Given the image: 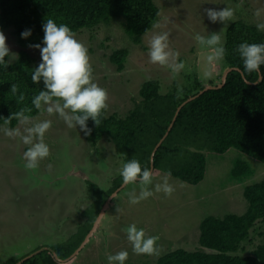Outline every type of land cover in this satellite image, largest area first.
I'll use <instances>...</instances> for the list:
<instances>
[{
  "label": "rangeland",
  "instance_id": "374dc122",
  "mask_svg": "<svg viewBox=\"0 0 264 264\" xmlns=\"http://www.w3.org/2000/svg\"><path fill=\"white\" fill-rule=\"evenodd\" d=\"M155 2L160 9V21L143 37V44L139 46L124 36V31L117 25L75 34V38L88 48L94 82L108 92L106 117L116 114L120 119L126 118L140 103L139 90L150 79L159 80L165 92L190 84L195 77L207 86L211 82L219 85L227 68L220 61L211 69V76L205 75L209 70L206 57L210 51L198 43L197 34L207 37L216 32L224 43L226 30L234 22L264 24V0ZM224 7L233 10V17L224 24L211 23L205 9ZM161 31L169 33L170 48L179 52V59L185 64L184 70L176 76L167 67L149 62L148 41ZM15 41L12 37L9 46L12 56L17 52ZM122 48L129 51V56L125 70L117 72L109 56ZM27 52L36 62H41L39 50L32 48ZM34 119L53 121L43 138L49 145L50 154L36 169L24 167L23 153L28 146L19 136H6L4 129L7 127H0V264L12 257L27 256L39 246L55 248L69 240L86 221L84 212L95 199L86 181L109 190L115 180H121L118 169L126 161L108 138L93 146L83 132L69 129L58 115L49 116L41 111ZM24 127L19 123L16 128L23 133ZM235 155L238 157L239 154L229 152L224 156L228 158H224L225 161L213 155L207 157L206 177L198 186H189L171 177L169 182L175 189L171 196L155 192V184L165 175L162 171L154 176L150 186L153 196L138 204L129 203L128 193L139 194L141 186L127 185L112 201L90 242L68 263L107 264L108 254L127 250L126 264H156L160 257L171 251L202 250L198 242L201 221L207 216L244 215L248 209L243 197L244 188L264 178V165L243 157L252 166L253 175L234 179ZM131 223L143 228L146 236L158 237L155 254L138 255L132 251L124 231ZM263 243L264 225L258 224L244 244L245 251L238 254L250 255Z\"/></svg>",
  "mask_w": 264,
  "mask_h": 264
},
{
  "label": "trees",
  "instance_id": "16d2710c",
  "mask_svg": "<svg viewBox=\"0 0 264 264\" xmlns=\"http://www.w3.org/2000/svg\"><path fill=\"white\" fill-rule=\"evenodd\" d=\"M48 18L67 24L74 34L117 25L124 36L139 46L160 21V9L155 0H0V31L8 47L15 37L17 49L14 57L10 51L5 64L0 66V127L16 128L20 122L9 118L22 107H32V97L43 88L42 82L36 85L31 81V73L40 62L27 50L32 49L30 45L41 43L42 24ZM256 26L239 20L226 30L223 66L237 70L229 73L222 88L199 95L207 85L190 76V84L165 92L159 80L150 79L139 90L140 103L126 118L120 119L116 114L106 117L104 110L99 126L90 119L88 126L92 132L86 140L96 146L108 138L126 161L138 159L142 166L153 170L154 176L160 171L171 172L172 178L189 186L204 181L210 155L225 161V155L237 152L232 176L237 180L252 176V166L243 157L264 165V82H252L254 75L248 77V83L244 82L243 63L235 49L242 42L264 43V31H258ZM25 29H31L32 35L22 39ZM128 56L127 49H117L109 60L117 72H123ZM12 85H17V94L11 91ZM208 86L217 87L212 82ZM20 93L25 96L22 103L17 102ZM41 111L33 108L31 116L34 118ZM118 180L109 190L86 181L95 199L84 212L86 221L77 233L64 244L51 248L53 252L45 250L21 264L71 263L74 258L64 263L57 257L67 260L81 246L109 198L122 186V179ZM243 197L248 203L244 215L207 216L201 221L198 242L202 250L171 251L156 264H264V243L250 255L238 254L245 251L244 244L256 226L264 225V178L246 186ZM44 247L35 248L27 256ZM27 256L12 257L5 264H18Z\"/></svg>",
  "mask_w": 264,
  "mask_h": 264
},
{
  "label": "clouds",
  "instance_id": "9594fccd",
  "mask_svg": "<svg viewBox=\"0 0 264 264\" xmlns=\"http://www.w3.org/2000/svg\"><path fill=\"white\" fill-rule=\"evenodd\" d=\"M205 12L208 20L213 24L217 22L224 24L234 15L229 7L219 10L209 8L205 9ZM256 27L258 31H264V24H258ZM42 31L44 36L41 43L30 47L39 50L41 61L31 73V81L36 85L42 82L43 88L32 97V107H22L14 117L9 118V120L15 118L24 125V132L21 133L19 128L4 129L6 136L9 138L19 136L22 143L28 146L23 153L26 169H36L40 161L50 154L49 145L43 142V138L52 127L53 121L34 119L31 116L33 108L37 111L42 110L49 116L58 115L69 129H79L87 136L92 132L88 121L91 119L95 126H99L100 117L107 108L108 101L107 90L94 82L88 48L75 38L72 29L65 23L58 24L54 19L48 18L42 24ZM31 35V29L21 32L22 39H27ZM196 40L210 51L206 57L209 70L205 75L211 76V69L215 64L225 59L224 43L216 32L207 37L197 34ZM168 41L167 31L153 34L148 41L147 56L151 64L167 67L173 76H176L184 70L185 64L179 59V52L170 48ZM235 52L243 63L241 75L244 82L248 83L250 81L248 77L251 75L255 77L252 82L256 84L264 82V71L261 70L264 68V43L242 42L236 47ZM9 56L6 37L0 31V66L5 64V58ZM11 91L17 94V85H12ZM24 99V94L20 93L17 102L22 103ZM5 122L7 123L8 120ZM118 173L122 179V187L129 184L141 186L139 194L135 191L128 193L130 204H138L153 196L154 192L150 186L153 184L154 172L147 165L142 166L138 159L125 161L118 169ZM170 177L171 172L163 175L160 182L155 184V192H163L165 196H171L175 189L169 182ZM124 231L134 253L153 255L158 251V237L146 236L144 229L138 228L135 223L129 224ZM128 257L127 250L108 254L107 264H126Z\"/></svg>",
  "mask_w": 264,
  "mask_h": 264
},
{
  "label": "water",
  "instance_id": "95a60500",
  "mask_svg": "<svg viewBox=\"0 0 264 264\" xmlns=\"http://www.w3.org/2000/svg\"><path fill=\"white\" fill-rule=\"evenodd\" d=\"M234 70H237V69H234V68H227L226 71L224 72V75H223V78H222V82L221 84H219L217 87L215 86H205L204 90L202 92L199 93V95H202L204 91H209V90H215V89H220L222 88L225 83H226V80H227V77L229 75L230 72L234 71ZM197 97V96H196ZM195 97L193 98H190L189 100H187L185 103L191 101L192 99H194ZM184 103V104H185ZM183 104V105H184ZM125 187H120L114 194H115V198L118 196V194L121 192L122 189H124ZM114 194L109 198V200L107 201V203L105 204L102 212L100 213L99 217L97 218L91 232L88 234L87 238L84 240V242L81 244V246L77 249V251L70 257L68 258L67 260H60L58 259L57 257V260L61 261V262H68L69 260L77 257L80 252L86 247V245L90 242V239L92 238V236L94 235V233L97 231V228L99 226V224L101 223L103 217L106 215V211L110 208V205L112 204V201L115 199L113 198ZM45 250H51L53 252V250L51 248H48V247H44L42 249H40L39 251L37 252H33L32 254H30L29 256L23 258V260H21L18 264H21L22 262H25L27 260H29L30 258L36 256L37 254L45 251ZM55 254V253H54ZM56 256V254H55Z\"/></svg>",
  "mask_w": 264,
  "mask_h": 264
}]
</instances>
